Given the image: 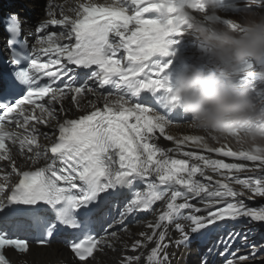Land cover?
<instances>
[{
  "label": "snow or ice",
  "instance_id": "1",
  "mask_svg": "<svg viewBox=\"0 0 264 264\" xmlns=\"http://www.w3.org/2000/svg\"><path fill=\"white\" fill-rule=\"evenodd\" d=\"M220 4L222 11L242 4V14L264 10V0H220ZM47 8L48 18L37 29L41 34L36 41L38 50H29L27 43L16 39L21 29L17 17H12L5 29L10 36L11 63L28 65L15 74L16 79L29 87L14 104H0V162L8 168L7 173L0 168V216L17 211L13 206H25L22 210L31 213L32 229L47 240L58 226L89 230L90 206L104 194L128 191L130 199L104 234L71 244L70 251L77 260L86 262L97 254L105 255L106 250L115 253L117 247L136 253L155 244L144 257L145 264H169L165 251L170 247L165 243L170 238L169 228L177 234L174 244L179 247L191 235L219 227L222 222L244 218L264 224V206L250 209L237 200L244 191L238 193L232 187L234 183L252 197L264 198V175L239 178L245 172L264 173V159L244 151L216 150V157L233 161L225 163L182 150L192 145L212 152L202 139L185 138L177 143L166 134L169 117L176 111L169 107L164 82L188 32L174 0H107L104 5L84 0L67 8L56 4ZM231 17L209 16L205 22L228 24ZM18 43L20 50H15ZM42 58L46 59L42 62ZM90 69L78 82L76 70ZM251 69L246 66L241 70L240 83H256ZM41 81L46 83L39 86ZM105 88L112 92L101 97L98 90ZM142 94H150L167 111L154 114L151 108L141 106ZM65 102L68 108L86 114L57 123L56 117L65 115ZM38 126L49 128V132L41 133ZM40 139L51 143L44 148ZM160 140L174 147L164 149L158 146ZM13 150L30 165L43 166L34 171L18 170ZM236 162L259 163L261 167L247 168ZM9 177L14 178L11 184L6 182ZM157 204L162 207L154 212ZM37 205L46 206L52 219H44ZM82 209L87 214L81 220ZM138 214L155 216L154 223L145 225L151 235L140 233L133 246L126 248L120 234L130 235L127 219ZM235 238L229 234L220 241L219 256L224 264H245L248 260L264 264V256L255 248H249L245 256L230 252ZM5 250L27 254L29 246L0 233V264H11ZM121 259L123 264H139L141 256Z\"/></svg>",
  "mask_w": 264,
  "mask_h": 264
},
{
  "label": "clouds",
  "instance_id": "2",
  "mask_svg": "<svg viewBox=\"0 0 264 264\" xmlns=\"http://www.w3.org/2000/svg\"><path fill=\"white\" fill-rule=\"evenodd\" d=\"M174 3L204 61L190 64L177 57L180 69L164 82L169 107L189 117L187 127L203 133L202 139L234 141L244 152L264 159V98L254 86L237 83L246 66L258 68L251 74L264 82V12L233 16L221 24L205 22L209 16L221 18L220 0Z\"/></svg>",
  "mask_w": 264,
  "mask_h": 264
},
{
  "label": "bare ground",
  "instance_id": "3",
  "mask_svg": "<svg viewBox=\"0 0 264 264\" xmlns=\"http://www.w3.org/2000/svg\"><path fill=\"white\" fill-rule=\"evenodd\" d=\"M12 1L14 2V4L12 5L13 9H16V10L18 9L19 11L24 12L26 18L31 17L32 19H36V18L43 19V14L46 12L45 7L48 6L49 4L65 5L67 8V7H71L76 4H80L84 2V0H12ZM92 2L97 5H104L107 2V0H92ZM12 13L14 14V12ZM65 14L67 15L68 13L65 12ZM55 18L59 19L60 17L59 15H57ZM54 31L55 29H49V32H54ZM67 103L68 102H65V105H64L65 115L63 117L57 116L56 117L57 123H60L63 119L72 120V119H76L79 116L86 114V113H77L73 109L68 108ZM97 107H102V104L97 103ZM51 127L52 125H50V128ZM42 130H44L45 132H49V128L42 127ZM166 134L172 137L174 140H176L177 143L184 142L185 138L202 139L203 137V133L198 132L194 129H191L187 127V125L181 126V127L180 126L174 127V126L167 125ZM202 141L204 143V146L212 150H216V149L231 150L229 148L233 146V143L228 140L226 143L223 144L222 147H216V143L213 140L208 139L206 137H204ZM40 142L44 145L48 142V140L43 141V142L40 141ZM158 146L164 149L174 147L173 144L169 142H164L163 140L158 141ZM182 150L189 151L192 154L206 155L208 157V153H205L203 151V147L201 146L189 145L186 148H182ZM237 153H239V151H237ZM210 159L221 160L222 157H216L213 152V157H211ZM241 163H243V165L246 166L247 168H252V164H248V162H241ZM248 174L251 176L253 172H248ZM254 177H258V176H254ZM214 178H217V177L213 176V179ZM200 182L207 183L205 181H200ZM233 185L236 188H241L240 186L234 183ZM239 192H241V190H239L238 193ZM247 201L250 202V200H247ZM253 201L254 199L252 200V202ZM252 209L256 210L255 207H253ZM129 233L130 235L128 234L120 235L121 243H123L126 246V248L132 247L133 243H135L139 239L140 233H147L148 235H150L151 231L147 229L146 227H143L141 229L135 228ZM143 242L144 241H141V243ZM150 248H151V245H148L147 249H140L138 250V252L131 254V252L126 251V250L121 251V249L117 247V251L115 253L106 250L105 255L101 256L100 254H97L93 260L86 261L85 263H82V264H121L123 262L121 258L124 255L128 257H131V256L135 257L138 255L141 256V260L139 261V264H141L146 253L148 252ZM14 258H15L14 260L15 264H79V263H74L73 259L71 258L70 253L59 245H51L46 248L32 247L31 250L26 255H21V256L15 255ZM169 264H197V262L194 257L192 256L189 257L187 255V250L179 249L176 251V255H173V257L172 256L169 257Z\"/></svg>",
  "mask_w": 264,
  "mask_h": 264
},
{
  "label": "rangeland",
  "instance_id": "4",
  "mask_svg": "<svg viewBox=\"0 0 264 264\" xmlns=\"http://www.w3.org/2000/svg\"><path fill=\"white\" fill-rule=\"evenodd\" d=\"M260 12H264V10H262V11H260ZM235 15H238V14H231V15H228V16H224V19H227V18H229V17H231V16H235ZM241 15H243L242 13H241ZM251 72L253 71V69H251L250 70ZM256 71H259V69L258 68H256V70L254 71V72H256ZM197 131V130H196ZM199 132V131H198ZM215 143H216V147H222L223 146V144L224 143H226L227 142V140L225 141V140H223V143L221 142V141H219V142H217V141H214ZM232 143H233V145H234V142L233 141H231ZM234 147V146H233ZM229 149H232V147H230ZM243 150V149H242ZM242 150H237V151H239V152H241ZM259 164V163H258ZM259 167H261L260 165H257L256 166V168H259ZM264 173H259V172H253V174H252V176H261V175H263ZM239 190H241V192L242 191H244V195L243 196H240V198L243 200V201H245V204H247V206L249 207V208H253V207H255L256 208V210H259L262 206H264V198H258V197H252L249 193H247L245 190H243L242 188H239ZM245 198V199H244ZM254 199V201L252 202V200ZM247 200H250V202L249 201H247ZM250 222H247L246 224H249ZM249 228H253V226H251V225H249Z\"/></svg>",
  "mask_w": 264,
  "mask_h": 264
}]
</instances>
